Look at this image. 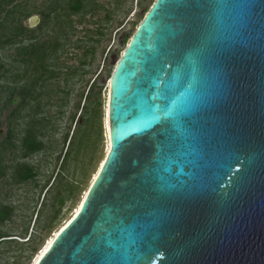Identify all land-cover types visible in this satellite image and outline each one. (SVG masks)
Returning <instances> with one entry per match:
<instances>
[{
    "label": "water",
    "instance_id": "95a60500",
    "mask_svg": "<svg viewBox=\"0 0 264 264\" xmlns=\"http://www.w3.org/2000/svg\"><path fill=\"white\" fill-rule=\"evenodd\" d=\"M105 128L77 213L34 264H264V0H155Z\"/></svg>",
    "mask_w": 264,
    "mask_h": 264
},
{
    "label": "trees",
    "instance_id": "16d2710c",
    "mask_svg": "<svg viewBox=\"0 0 264 264\" xmlns=\"http://www.w3.org/2000/svg\"><path fill=\"white\" fill-rule=\"evenodd\" d=\"M38 1L0 0V100L5 95L0 115L4 105L11 107L0 140V179L7 177L12 185H22L36 181L41 175L47 177L46 193L56 189L60 195L52 222L81 185L79 181L68 180L69 169L85 177L102 146L103 86L98 83L99 74L89 84L84 97L80 94L83 104L78 116L68 109L76 85L71 80L79 77L77 82L81 81L87 74L85 69L91 65L97 45L84 51L78 66L68 67L69 72L64 74L67 77L61 79L57 64L59 39L70 41L62 31L67 27L74 32L71 18L93 15L99 6L94 0H43L37 4ZM34 14L43 19L36 30L49 28V33L31 36L35 30L29 29L25 22ZM56 26L58 29L54 31ZM9 50H12L10 55ZM75 106L78 108L79 102ZM52 160L54 169L48 176ZM65 191L70 192L68 196L62 195ZM7 211V206L0 204V225L9 219L5 218ZM15 240L0 233V243H15L12 242Z\"/></svg>",
    "mask_w": 264,
    "mask_h": 264
},
{
    "label": "rangeland",
    "instance_id": "374dc122",
    "mask_svg": "<svg viewBox=\"0 0 264 264\" xmlns=\"http://www.w3.org/2000/svg\"><path fill=\"white\" fill-rule=\"evenodd\" d=\"M41 1L43 0H39L37 4ZM94 1L99 7L93 15L87 13L84 17L73 16L71 20L73 21L74 32L67 27L62 31L68 34L70 41H66L64 37H59L60 50L57 64L62 79L65 76L64 74L69 72V66H78L84 51L90 50L91 47L97 45L93 61L85 69L87 74L81 78V81L77 82L79 77H74L71 80L76 82V85L73 86L68 109L76 117L78 116L83 104V98H80V94L83 93L84 97L89 84L99 74L98 83L103 86L101 90V123L103 129L101 150L94 166L85 177H81L78 173H73L71 168L69 169L68 180L79 181L81 185L75 190L74 195L68 197L60 213L52 222L51 219L58 209L60 195L56 189H50L46 193L49 187L48 185L45 186L47 177L44 178L41 175L36 181L22 185H12V181L7 177L0 179V204L7 206L8 211L6 216H4L9 218L0 225V233L16 239L12 241L15 243L8 244L7 242L10 241L0 243V264L35 263V260L41 255L47 244L75 216L85 193L105 158L108 145L105 128L107 87L118 61L155 0ZM34 15L38 16V19L32 26L28 24L31 16L25 22L29 29L35 30L31 36L37 37L38 35L43 36L49 33V28L41 31L36 30L43 19L38 14ZM78 21H81V23L78 24ZM52 25L51 23L49 27H52ZM57 29L58 26L54 27V31ZM97 40H99L98 44L95 43ZM11 53L12 50H9L8 55ZM89 59L90 55L87 54L86 60L88 61ZM4 99L5 95L0 100V106ZM78 102L80 106L76 108L75 105ZM10 110L11 107L9 105H4L1 111L0 140L4 137L6 117ZM54 164L55 161L52 160L47 172L48 176L53 171ZM69 193L65 191L62 195L68 196ZM27 239L29 240L27 241Z\"/></svg>",
    "mask_w": 264,
    "mask_h": 264
},
{
    "label": "bare ground",
    "instance_id": "6f19581e",
    "mask_svg": "<svg viewBox=\"0 0 264 264\" xmlns=\"http://www.w3.org/2000/svg\"><path fill=\"white\" fill-rule=\"evenodd\" d=\"M106 125V124H105ZM107 150H108V145H107ZM77 211H78V209H77ZM50 243H51V241L47 244V246L45 247V249L41 252V255L46 251V249L48 248V246L50 245ZM38 259V258H37ZM36 259V260H37ZM36 260H35V262H36Z\"/></svg>",
    "mask_w": 264,
    "mask_h": 264
}]
</instances>
